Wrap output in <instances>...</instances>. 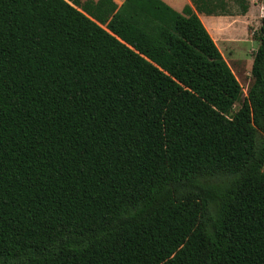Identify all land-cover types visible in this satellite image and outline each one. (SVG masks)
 I'll return each mask as SVG.
<instances>
[{
	"label": "trees",
	"instance_id": "16d2710c",
	"mask_svg": "<svg viewBox=\"0 0 264 264\" xmlns=\"http://www.w3.org/2000/svg\"><path fill=\"white\" fill-rule=\"evenodd\" d=\"M191 2L0 0V264H264V17L245 95Z\"/></svg>",
	"mask_w": 264,
	"mask_h": 264
},
{
	"label": "rangeland",
	"instance_id": "374dc122",
	"mask_svg": "<svg viewBox=\"0 0 264 264\" xmlns=\"http://www.w3.org/2000/svg\"><path fill=\"white\" fill-rule=\"evenodd\" d=\"M248 1L250 3L248 13L244 16L227 17L226 27L224 30L220 28L221 35L211 29V21L215 20L211 16L204 15L205 17H203L208 20V22L205 20L204 22L210 28L219 50L243 87L245 95L253 82L254 52L259 47L256 36L260 31L264 17V0ZM237 108H239V104L236 105Z\"/></svg>",
	"mask_w": 264,
	"mask_h": 264
},
{
	"label": "crops",
	"instance_id": "0c3cea01",
	"mask_svg": "<svg viewBox=\"0 0 264 264\" xmlns=\"http://www.w3.org/2000/svg\"><path fill=\"white\" fill-rule=\"evenodd\" d=\"M116 4L118 5H122V3L125 1V0H114ZM164 1L166 4H168L169 6H171L174 10L178 11V12H182L183 9L187 6V5H190L194 8L191 0H162ZM250 4V3H249ZM231 11H236V8L232 5V3H230V8H229ZM200 19L202 20V22L204 23L205 27L207 28V30L209 31L210 35L212 36V32L210 30V28L205 24L204 20L206 22H208V20L205 18L203 19V17L207 16L205 14H198ZM205 15V16H204ZM227 17H233V16H211V18H213L215 21H211L212 23V27L211 29L212 30H215V33L216 34H219L221 35V31H220V28H224L226 27V19ZM224 32V31H223ZM234 34V33H233ZM223 37V36H221ZM213 38V36H212ZM214 39V38H213ZM215 41V40H214ZM216 43V42H215ZM217 45V44H216ZM224 57V56H223Z\"/></svg>",
	"mask_w": 264,
	"mask_h": 264
}]
</instances>
